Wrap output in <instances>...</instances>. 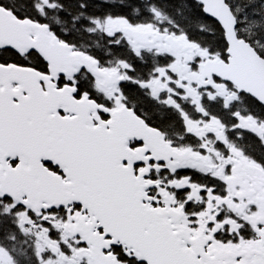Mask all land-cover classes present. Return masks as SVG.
<instances>
[{
	"label": "flooded vegetation",
	"instance_id": "1",
	"mask_svg": "<svg viewBox=\"0 0 264 264\" xmlns=\"http://www.w3.org/2000/svg\"><path fill=\"white\" fill-rule=\"evenodd\" d=\"M115 17L119 22L110 29L98 28L93 21L87 29L110 51H102L101 45L97 49L99 42H83L98 66L112 73L106 78L84 67L72 74H52L37 53L25 51L24 56L19 55L41 60L35 68L43 75L39 79L42 89L47 85L55 90L74 89L75 99L83 95L92 99L98 105V119L90 114L92 124L108 129L113 112L121 109L120 119L128 124L123 134L133 127L134 116L157 130L161 139L158 145L133 135L126 138L129 151L123 153L133 175H141L148 185L149 207L172 210L167 219L174 229L199 237L205 251L226 247L238 252L247 248L229 262L264 264V104L215 73L209 77L203 74L202 63L209 56L226 59L227 43L221 28L217 25L220 40L210 47L200 37L188 40L185 32L172 35L149 21L127 25L122 17ZM137 97L170 114L169 120L163 118L166 125L153 123L147 109L138 105ZM63 109L59 103L57 111L70 115ZM173 119L175 125L170 122ZM164 144L179 152V157L169 156ZM17 162L16 156L5 158L10 166ZM46 166L59 171L51 162ZM60 208L32 210L21 201L0 199V213L13 221L18 231L15 235L31 236L37 244L43 241L44 259L53 256L61 263L73 264L70 256L80 248L75 247L74 238H63L65 233L61 235L58 230ZM18 220H23V228ZM92 228L102 231L97 224ZM183 245L190 247L187 241ZM23 264L45 262L36 251L35 262Z\"/></svg>",
	"mask_w": 264,
	"mask_h": 264
},
{
	"label": "water",
	"instance_id": "2",
	"mask_svg": "<svg viewBox=\"0 0 264 264\" xmlns=\"http://www.w3.org/2000/svg\"><path fill=\"white\" fill-rule=\"evenodd\" d=\"M196 1L204 14L222 28L228 53L226 62L207 60L203 72L216 73L264 103V59L247 41L236 36V19L230 7L225 0ZM31 30L35 31L33 37L29 35ZM46 30L45 25L17 18L0 6V46L20 52L27 48L36 50L49 63L53 74L70 73L73 66L87 65L106 78L104 72L91 67L89 58L71 52L69 45L55 36L49 38ZM40 78L31 68L0 64V162L8 156H18L26 163L0 166L1 196L22 199L33 210L79 203L93 217L90 222L78 218L70 233L80 234L93 264H117L110 253L101 251L116 242L146 264H228V258L241 254L220 249L209 255L197 238L191 242L190 250L184 248L182 239L187 236L172 231L165 217L169 211L148 209L142 204L147 198L145 185L140 177L133 176L129 166H122L121 160L127 150V137L135 135L156 145L157 131L145 128L134 117L137 121L127 135L123 134L128 124L121 121L119 110L114 113L109 130L85 127L86 117L80 113L85 110L83 103L74 101L69 91H42ZM12 80L20 83L15 89L10 88ZM70 102L74 103L76 116H57V104ZM41 160L58 165L65 178L47 169ZM96 221L103 228L101 234L92 232Z\"/></svg>",
	"mask_w": 264,
	"mask_h": 264
},
{
	"label": "trees",
	"instance_id": "3",
	"mask_svg": "<svg viewBox=\"0 0 264 264\" xmlns=\"http://www.w3.org/2000/svg\"><path fill=\"white\" fill-rule=\"evenodd\" d=\"M43 1L47 4L44 5ZM226 1L236 15L238 35L253 45H258L260 53L264 56V0ZM0 5L11 10L17 17H27L48 24L56 35L75 45L88 40L92 41L91 43L99 42L97 49L101 45L102 51H110V48L104 41L95 38L93 33L87 32L90 27L89 20L103 16H121L132 23H144L153 18L151 8L159 12L162 23L168 25L170 22L182 27L190 38L200 37L210 47L220 40L217 23L206 17L194 0H0ZM0 62H14L33 67L42 63L38 57L23 58L8 48L0 51ZM136 101L141 108L147 109L150 120L157 126L166 125L163 120L171 118L170 114L153 108L143 97H137ZM170 122L173 125L176 123L174 119ZM251 147L258 150L256 145ZM77 210L79 207L76 204L70 207V212ZM60 211V218L63 220L66 211L63 208H60ZM7 232L9 234L2 235ZM17 232L13 221L0 213V245L9 251L16 264L34 263L36 239L15 235ZM112 252L122 264H145L119 245L112 247Z\"/></svg>",
	"mask_w": 264,
	"mask_h": 264
},
{
	"label": "rangeland",
	"instance_id": "4",
	"mask_svg": "<svg viewBox=\"0 0 264 264\" xmlns=\"http://www.w3.org/2000/svg\"><path fill=\"white\" fill-rule=\"evenodd\" d=\"M119 21L118 20H114L113 18H107V19H104L103 21H98L97 22V26L98 28H103L105 30L107 29H110L111 27H113L114 25H116ZM207 52L204 51V55L206 54ZM22 221L23 220H18L20 226L23 228V224H22ZM63 225V223H61V226ZM68 235L65 231V235H63V238H66ZM45 246H44V243L43 241H41L39 244L36 245V251L38 253V256L40 257V259L42 261L45 262V264H65V263H61L60 259L58 258H55V257H50L48 259H44L42 255L44 252H45ZM84 255V250H80L78 251L77 254H75L76 257L80 258L81 255ZM0 264H13L12 262V259H11V256L8 254V252L0 247Z\"/></svg>",
	"mask_w": 264,
	"mask_h": 264
}]
</instances>
